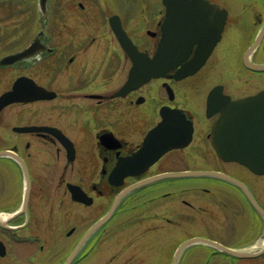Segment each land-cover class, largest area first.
Masks as SVG:
<instances>
[{"label": "flooded vegetation", "instance_id": "af4514ba", "mask_svg": "<svg viewBox=\"0 0 264 264\" xmlns=\"http://www.w3.org/2000/svg\"><path fill=\"white\" fill-rule=\"evenodd\" d=\"M263 26L264 0H46L44 6L41 0H0V59L33 44L36 50L0 66V96L16 83L29 97L39 96L34 86L50 92L0 109V264H66L71 257L69 264H126L128 249V261L172 264L179 245L194 237L213 245H191L179 264H264V219L241 187L201 176L153 178L180 169L221 171L256 193L249 177L262 176L217 156L210 132L219 115L206 110L214 89L232 99L248 94L229 92L219 82L203 97L206 73L240 82L235 62L222 67L221 60L240 59L246 73L264 77L245 61ZM120 27L126 35L117 34ZM127 39L142 60L153 59L162 43L167 54L184 60L162 78L127 91L135 67L122 43ZM205 57L197 71L179 79ZM251 61L264 62V37ZM192 86L201 89L196 99ZM176 111L194 122L192 142L139 174L132 160L140 158L150 132L165 124L166 134L151 144L171 141L169 120ZM191 147L192 154L184 152ZM180 151L184 168L170 161ZM232 166L238 175L229 171ZM136 185L85 239L117 196ZM174 196L176 206L169 204ZM157 233L166 236L158 253L136 242ZM118 236L134 241L123 244L113 239Z\"/></svg>", "mask_w": 264, "mask_h": 264}, {"label": "water", "instance_id": "95a60500", "mask_svg": "<svg viewBox=\"0 0 264 264\" xmlns=\"http://www.w3.org/2000/svg\"><path fill=\"white\" fill-rule=\"evenodd\" d=\"M173 3H186L188 0H167L168 2ZM182 8L175 7L173 10H180ZM184 10V9H182ZM117 33L125 34L123 29L117 30ZM264 35V27L262 28L260 34L258 35L254 45L251 48L253 51L261 42ZM122 43L126 47L127 51L134 57L135 67L132 70L130 78L127 83V91L129 89L135 88L140 84L147 82L153 77H162L164 75V70L170 67H176L181 64L184 60L182 56L174 55L170 56L165 50L166 43H162L159 49V52L153 59L143 60L140 57H136L138 52L130 40H123ZM250 51V52H251ZM23 55H15L6 58L1 63H10L15 59L21 58ZM205 58H197L194 60L193 69L195 71L199 68L204 62ZM249 67L254 70H264V65H253L250 64ZM185 73L179 77H184L189 75ZM21 90L15 88V91L8 92L0 98V106L4 105L7 101L12 99L14 96L22 97L27 99L26 95H19ZM17 98V97H16ZM14 98V99H16ZM211 101L209 108H213V112H220L219 119L214 123L212 129L213 143L217 150L218 155L228 161H237L245 166H247L251 171L256 174H264V90L259 92L254 96L247 98L239 99L236 101H231L229 96L218 97V94L215 91L212 92ZM212 112V111H211ZM173 117L170 118L169 123L173 124V128L169 132V137L171 141L161 142V147L158 144H151L153 138H149L145 143V146L142 150L138 152L140 158L135 159L136 166H131L133 168L140 167L139 171H143L146 167L155 161L164 151L171 147L184 146L189 143L191 140V135L193 132V127L191 121L186 119L185 115H178L177 112L172 113ZM166 124L164 128L155 129L157 137L166 134ZM165 140V139H164ZM182 142V143H181ZM153 148L152 152L149 150ZM142 156V157H141ZM140 159L144 161L139 162ZM199 174L205 175H219L221 177L227 178L222 174L217 173H207L200 172ZM186 175H195L193 172L185 173H175L168 174L167 176H186ZM231 182L237 183L243 187L247 196L249 197L254 208L264 216V210L257 204L253 195L238 181H235L232 178H229ZM108 217L105 218V221ZM195 242H205L211 243L204 239H195ZM190 243V242H189ZM213 244V243H212ZM182 248V246H181ZM181 248L178 252L181 251ZM232 254H237L235 251H229ZM176 254V258L178 255ZM237 255H246V254H237Z\"/></svg>", "mask_w": 264, "mask_h": 264}, {"label": "rangeland", "instance_id": "374dc122", "mask_svg": "<svg viewBox=\"0 0 264 264\" xmlns=\"http://www.w3.org/2000/svg\"><path fill=\"white\" fill-rule=\"evenodd\" d=\"M240 59H235V58H231L228 60H221L222 62V67H227L228 65L231 67V64H233L235 62V66L239 67L240 71L243 75H238V78L240 79V82L237 84H233L230 81V77L229 75H225V74H209L206 73L204 75V78H207L206 81V87H205V92H204V97L207 95L208 91L210 90L211 86L213 84L222 82L226 85V89L229 92L234 91L236 94H253L256 93L257 91H259L260 89L264 88V82L263 83H258V79H263L264 81V77L259 76L258 74H250L249 72H245L244 69L241 67L240 63H239ZM204 72V71H203ZM200 75V74H199ZM197 79V78H196ZM193 91H191V97L196 99L195 96H200L201 92H200V88H197L194 86H192ZM203 103V109H204V99L202 100ZM186 153L192 154L194 152L193 148L191 147L190 149L184 151ZM184 152H175L171 158L170 161L173 163V165H175V167L177 168H184V165L182 166V161H181V157L182 154H184ZM185 155V154H184ZM194 155V154H193ZM193 163H192V167H193ZM194 167H197L196 165H194ZM236 166H232V168H230L229 171L234 172V173H239L237 170H235ZM240 169V168H239ZM240 171H242L240 169ZM243 172V171H242ZM244 173V172H243ZM245 174V173H244ZM238 175V174H237ZM251 176V175H250ZM252 179L253 182V188L256 192V194L258 195V197H260L261 201L264 203V177H249ZM198 192H193V194H196ZM192 194V193H191ZM171 199H176L175 196L172 197ZM170 205H174L176 206V201L174 200V202H169ZM174 208V207H173ZM175 211V210H174ZM174 236H176V234L174 233ZM115 241H118V239L121 241V243L125 244V243H130L131 241L128 239V236H123V237H115L113 238ZM142 241V240H140ZM139 242V241H136ZM126 248H131V246H126ZM131 250H125V252H123V256L124 259H127L126 264H140L137 260H135V263L132 262L131 260L128 261L129 258H132V253L130 252ZM156 252H160L159 249L156 250ZM112 254V253H111ZM108 258L107 254L105 255V262L107 261L106 259ZM155 259V258H154ZM150 260V261H145L142 264H154L155 260ZM132 262V263H131Z\"/></svg>", "mask_w": 264, "mask_h": 264}]
</instances>
